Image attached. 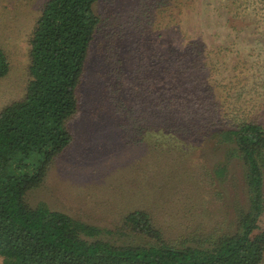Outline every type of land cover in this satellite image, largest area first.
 I'll list each match as a JSON object with an SVG mask.
<instances>
[{
	"label": "rangeland",
	"instance_id": "374dc122",
	"mask_svg": "<svg viewBox=\"0 0 264 264\" xmlns=\"http://www.w3.org/2000/svg\"><path fill=\"white\" fill-rule=\"evenodd\" d=\"M46 1L0 0V45L11 64L0 78V110L24 96L29 40ZM94 8L101 21L73 140L28 202L103 227L98 237L116 244L142 242L115 230L136 209L155 217L171 242L236 228V209L248 202L239 155L217 143L216 126L193 138L180 127L264 123V0H97Z\"/></svg>",
	"mask_w": 264,
	"mask_h": 264
},
{
	"label": "trees",
	"instance_id": "16d2710c",
	"mask_svg": "<svg viewBox=\"0 0 264 264\" xmlns=\"http://www.w3.org/2000/svg\"><path fill=\"white\" fill-rule=\"evenodd\" d=\"M96 1L44 3L29 40L30 78L24 96L0 110L2 264H261L264 123L258 119H226L224 127L208 120L198 129L193 128L195 132L178 126L192 138L207 128H220L217 143H229L231 153L239 155L248 202L236 209L234 229H196L193 233L199 231L197 235L186 237L191 244L171 242L155 217L136 209L128 212L115 230L128 231L142 242L116 244L98 237L103 227L42 202H28V193L45 181L51 163L73 140L70 122L80 109L79 87L101 21L94 8ZM192 44L195 54L199 44ZM166 60L169 68L165 71L170 73L172 62ZM10 67L8 54L0 45V78L8 74ZM146 81H151L150 75ZM121 108L118 106L119 113ZM127 113H131L130 107ZM226 170L227 163L218 162L214 173L221 177Z\"/></svg>",
	"mask_w": 264,
	"mask_h": 264
}]
</instances>
